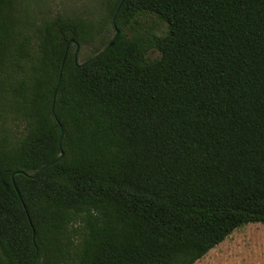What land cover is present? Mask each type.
<instances>
[{"label": "trees", "instance_id": "obj_1", "mask_svg": "<svg viewBox=\"0 0 264 264\" xmlns=\"http://www.w3.org/2000/svg\"><path fill=\"white\" fill-rule=\"evenodd\" d=\"M33 5L0 0V264H196L264 224V0Z\"/></svg>", "mask_w": 264, "mask_h": 264}, {"label": "rangeland", "instance_id": "obj_2", "mask_svg": "<svg viewBox=\"0 0 264 264\" xmlns=\"http://www.w3.org/2000/svg\"><path fill=\"white\" fill-rule=\"evenodd\" d=\"M35 10L55 16L62 14L85 19H100L105 0H31ZM160 24L156 18L144 19V24ZM161 31L166 26L161 24ZM96 54L92 47L79 48L78 62L83 63ZM150 53L149 58H158ZM196 264H264V224H248L231 234Z\"/></svg>", "mask_w": 264, "mask_h": 264}, {"label": "water", "instance_id": "obj_3", "mask_svg": "<svg viewBox=\"0 0 264 264\" xmlns=\"http://www.w3.org/2000/svg\"><path fill=\"white\" fill-rule=\"evenodd\" d=\"M113 26H114V29H115V32H116V37L119 35V30L116 28V24H115V17L113 19ZM114 44V41L112 42L111 46ZM78 47V51H77V55L75 56V60L76 62L78 63V52H79V46Z\"/></svg>", "mask_w": 264, "mask_h": 264}]
</instances>
